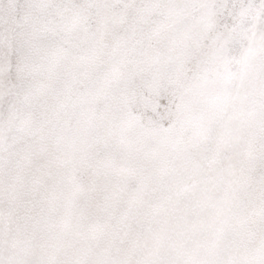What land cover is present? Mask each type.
Masks as SVG:
<instances>
[{
	"label": "snow or ice",
	"instance_id": "snow-or-ice-1",
	"mask_svg": "<svg viewBox=\"0 0 264 264\" xmlns=\"http://www.w3.org/2000/svg\"><path fill=\"white\" fill-rule=\"evenodd\" d=\"M0 264H264V0H0Z\"/></svg>",
	"mask_w": 264,
	"mask_h": 264
}]
</instances>
